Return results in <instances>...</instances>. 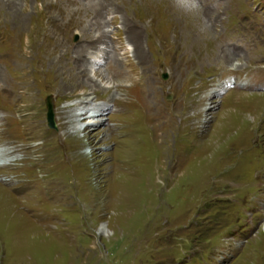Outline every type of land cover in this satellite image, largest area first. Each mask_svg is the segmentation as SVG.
<instances>
[{"label": "rangeland", "instance_id": "374dc122", "mask_svg": "<svg viewBox=\"0 0 264 264\" xmlns=\"http://www.w3.org/2000/svg\"><path fill=\"white\" fill-rule=\"evenodd\" d=\"M193 2L197 13L166 0L177 20L158 23L136 2L102 0L100 7L114 14L116 31L107 23L102 30L113 38L121 75L101 57L105 40L75 54L83 39L95 37L90 20L100 7L54 0L38 19V8L0 9V92L3 87L10 101L2 140L18 146L17 162L0 169L16 185L0 186L22 234L0 244V264H264V0ZM62 12L73 15L67 24ZM232 17L242 27L229 45L222 35ZM39 28L50 30L57 53H27L42 40ZM122 31L130 43L115 37ZM249 36L260 49L256 62ZM220 43L228 47L227 61ZM23 65L32 70L36 122L23 109ZM88 92L96 93L94 101L76 109ZM3 98L0 93V103ZM102 105L107 109L99 111ZM95 114L99 120L87 126ZM168 122L185 129L171 138L174 150L165 158L164 135L155 128ZM57 134L66 138L60 158L76 151L86 161L61 168L62 196L38 200L40 169L29 158L37 159L32 148Z\"/></svg>", "mask_w": 264, "mask_h": 264}, {"label": "bare ground", "instance_id": "6f19581e", "mask_svg": "<svg viewBox=\"0 0 264 264\" xmlns=\"http://www.w3.org/2000/svg\"><path fill=\"white\" fill-rule=\"evenodd\" d=\"M21 1L22 0H0V3H1L0 9L2 11H5V12L9 11V12H11L13 14H18L19 13L18 10L19 9L21 10V8L24 11H28L29 9H31L32 11H35V9L38 8V10L35 11L36 12L35 19L36 18L38 19L42 10L45 9L47 11H50V8H52V6L54 5V0H28V1L32 2L31 6H29L27 0H23V2H21ZM130 1H132V3L136 2L138 4L139 8L142 9V11L145 14V16L148 17V19L151 20V22H155V21L158 22V23L166 22V21L174 22L175 19L177 20V18L175 17L177 15L170 11L171 8L169 10L167 8V6H164L165 5L164 3H165L166 0H130ZM187 1L188 0H183V1L176 0L177 4L180 5V7H182L185 11L186 10L187 11H193L194 13H197L196 8H195L197 5H195V3L193 2L194 0H191L192 3H190V4L187 3ZM38 2L40 3L39 7H37V5H36ZM63 2L69 3L70 5H73V6H76V5H78L79 3L82 2L81 3L82 7L85 6V8H87V9L89 8L91 10L93 8L95 10H97L100 7V5L102 4V0H87V1L86 0L85 1L84 0H63ZM85 2H87V3H85ZM162 2H163V4H162ZM172 2H174V1H172ZM72 8H68V9H72ZM100 8L102 9V11H100L98 14H95L93 17H91L92 20H90L92 26L94 25V29H92V28L91 29H92L93 35L95 37L92 40L83 39V40H86L87 43L84 44V45H82V43H81L80 46L78 45L80 47V49H77L75 54L77 55L78 53H80V55H82L83 53H87V52H89L90 48L95 47V45L97 44L98 41L105 40L107 42H104V43H106V45H104L105 48H104V51H103V55L101 57L105 58V59H109L108 68L110 69L112 74L114 72H116L117 75H121V74H118V72H119L118 69L121 70V71H123V69L120 68V67H117V65L114 64V63H118L120 60L117 57V54L114 52V50L116 49V46L113 43V40H112L113 38L109 36V32L104 33L105 31L102 30V27L104 26V24L107 23V25L110 27V32L111 33H113V29H114V31H116L117 27H116V22H115L114 16H113L114 14H112L111 11H105V6L104 5H102ZM197 8H198V6H197ZM106 14H108V16H110L109 19L105 18L104 15H106ZM186 15L187 14H184V16H186ZM72 16L73 15L71 13H69V12H66V13L62 12V18L61 19H63V22L65 24H67L70 21V18ZM19 18H21V17H19ZM110 19H111V21H110ZM51 21H55L53 15L51 17H49V22L51 23ZM75 23L76 22L73 21L72 25L75 24ZM61 24H63V23H61ZM89 24H90V22H89ZM131 25L132 24H130V23L126 24L127 27H130V31H131ZM21 27H22V24H21ZM241 27H242V20L240 18H238V17H232L229 20L228 24H227L225 33L222 35V37L224 39V42H225V39L227 40L228 43H229L230 40L234 41L233 38H230V36H233L232 32L235 31V29H240ZM95 32H96V34H95ZM36 33L38 34V36L41 37L42 40H41L40 43H38L35 46L34 45H29L30 50H29V52H27L29 55H34V53L55 54V53H57L59 51V48H56V47H59V46H55L48 39L51 36V33H50L49 29H42L41 28V30H40V28H39V29H36ZM27 34L29 35V32ZM122 34L125 36L126 41L128 43H130L129 39H127L128 35L126 34L125 31H122L118 35L115 34V37H119ZM221 34L218 35V39H219V41L221 43H223L222 42V38H221ZM247 39H249L252 42V45L254 47L253 48L254 50L252 52H250L249 56H253L254 61L256 62L260 58L259 46L257 45V43L255 44L253 42V38L250 39V36L247 37ZM217 43H219V42H217ZM221 43L219 45V48H218L219 50L218 51H219L220 54H222V52H224L225 60L227 61L228 54L226 52H227L228 47L226 48L225 47L226 45L224 46V44L222 45ZM230 44L231 43H229V45ZM76 47H77V45H76ZM101 49L103 50V48H101ZM66 50H67L66 52H70L69 51L70 48L66 47ZM124 50L125 51L123 52V54L128 53V49H126V47L124 48ZM86 62L87 61H85V63ZM85 63H83V64H85ZM114 65H116V67H114ZM23 66H20L18 70L21 71L23 69ZM219 66L209 65L208 68L219 67L220 69H223L222 65H219ZM85 67H87V66H85ZM112 68H115V69H112ZM210 70H212V69H210ZM23 71L24 72H23L22 78H23L24 82H23V86L22 87L25 90L24 97H25V102H26V104H25L23 109L27 110L28 111L27 114L29 115V117L36 122V120H35V118H36V105H35L36 95L33 92L34 91V87L31 84L30 79H29V78H31L32 70H30V71H28L27 69L25 70V66H24ZM93 85L95 86L96 83L92 84V86ZM130 87L131 86L129 85L128 92L130 90ZM108 88H110V87H108ZM1 89L2 90H1L0 93H1V95L4 98H3V101L0 103V148L2 149L0 151V159L4 160V158H5V159H7V161L0 162V169L5 168V167H7V166H9L11 164H14L18 160V153H17L18 151L15 150V148L18 147V146H15V148H14L13 145L10 144L9 142L2 140V134H3L4 128L6 127V123L10 122L9 119H7V117H6V111L9 109L10 101H9L8 93L4 90L3 87H1ZM117 92H118V90H114L113 95L117 94ZM95 94L96 93H94V92H88L86 94H83V96H81L74 103L76 109L84 110V109L88 108L91 105V103L94 101ZM139 100H141V99H139ZM87 105H88V107H87ZM117 105H118V102H116V107H117ZM100 108L101 109L99 111L107 109L103 105ZM29 111H31V112H29ZM79 115H82V114L78 113V114H75L74 116L77 117ZM94 120H96V121L99 120L97 114L91 115V117L89 118V120L87 122V126H89L90 125L89 123L91 121H94ZM142 121L144 122V118L143 117H142ZM169 123L170 122H168V124L166 126H164L163 128H159L157 126H156L157 128H155L156 130H159V132H161L162 135H164L162 137L161 141H160V144H161L163 156L165 158L167 157V153H169L170 151L174 150L172 148L170 149L171 138L172 137L173 138H177V136L181 132H183V130L185 129L184 125L176 124L175 126H173L172 124H174L176 122H171L170 125H169ZM90 126H92V125H90ZM114 126L116 127V125H114ZM147 133H148V131H147ZM62 135L63 134H57L56 138L54 139V141L52 139H49V140L47 139L46 141H44V142L40 143L39 145H37V146L32 148L33 152H39V154H40L37 157V159H34L31 156L29 158V161L31 163H28V164L31 165V167H34V166L38 165V167L40 169L39 172H40L41 176L39 177V179L41 181V186L38 188V190L35 193V197L38 198V200L48 201L49 199H51L53 197H57L59 194H60V196H62L63 195V189H64L63 180H65L66 177H65V175H63L61 168L63 166H65V165H67V163L72 162L73 160L76 161V160L79 159L81 162H82V160H83V162L86 161L83 158L82 154H80V153H78L76 151H73V153L75 152L74 155L73 154H71V155L67 154L66 156H64V158H60L61 157V153L66 148V138L62 139ZM152 136H154V135H152ZM71 141H75V138L72 137ZM12 142H13V140H12ZM70 145H72V144H70ZM49 152H52V153L50 154ZM32 159H34L36 162H34ZM76 163H78V162H72L73 165H76ZM72 174H73V176L76 174V168H74L72 170ZM4 178H5V176L4 177L1 176L0 177V182H2L4 184H7V185H16V183L15 184H10L9 181H7ZM95 188H96V186H95ZM91 192L92 193L95 192L97 194L96 191H91ZM10 200L11 199H9V197L6 195L5 189L2 186H0V244L4 243V241H5V244L8 243V241L17 242V240H18L17 237H19L18 235H22V234L18 233V227L21 225V221H17L16 219H12L11 210H13L14 208L11 207ZM126 209H131V207L126 206ZM100 231L103 232V233L104 232L107 233V228L105 227L104 224H102L100 226ZM20 232L25 233V230L20 231ZM4 237H5V239H4Z\"/></svg>", "mask_w": 264, "mask_h": 264}, {"label": "water", "instance_id": "95a60500", "mask_svg": "<svg viewBox=\"0 0 264 264\" xmlns=\"http://www.w3.org/2000/svg\"><path fill=\"white\" fill-rule=\"evenodd\" d=\"M47 105H48V122L51 126H53V117H52V105L49 101V99L47 100Z\"/></svg>", "mask_w": 264, "mask_h": 264}]
</instances>
